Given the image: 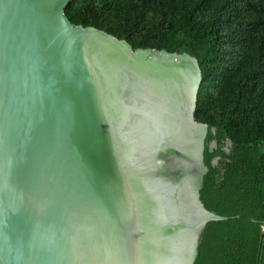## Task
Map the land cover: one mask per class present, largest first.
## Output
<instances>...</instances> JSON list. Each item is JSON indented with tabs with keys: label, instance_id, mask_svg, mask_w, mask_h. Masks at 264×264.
<instances>
[{
	"label": "water",
	"instance_id": "water-1",
	"mask_svg": "<svg viewBox=\"0 0 264 264\" xmlns=\"http://www.w3.org/2000/svg\"><path fill=\"white\" fill-rule=\"evenodd\" d=\"M72 1L0 0V264H194L239 214L200 198L198 59L74 24Z\"/></svg>",
	"mask_w": 264,
	"mask_h": 264
},
{
	"label": "trees",
	"instance_id": "trees-1",
	"mask_svg": "<svg viewBox=\"0 0 264 264\" xmlns=\"http://www.w3.org/2000/svg\"><path fill=\"white\" fill-rule=\"evenodd\" d=\"M66 12L132 48L196 56L195 118L209 128L200 198L239 214L201 229L194 264H264V0H73Z\"/></svg>",
	"mask_w": 264,
	"mask_h": 264
},
{
	"label": "built area",
	"instance_id": "built-area-1",
	"mask_svg": "<svg viewBox=\"0 0 264 264\" xmlns=\"http://www.w3.org/2000/svg\"><path fill=\"white\" fill-rule=\"evenodd\" d=\"M261 148L264 149V143L261 145ZM260 229L264 232V218L260 221Z\"/></svg>",
	"mask_w": 264,
	"mask_h": 264
}]
</instances>
